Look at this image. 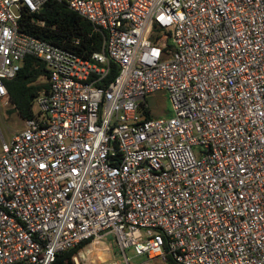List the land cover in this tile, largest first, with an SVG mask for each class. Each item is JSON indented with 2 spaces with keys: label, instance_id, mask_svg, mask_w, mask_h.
<instances>
[{
  "label": "built area",
  "instance_id": "obj_1",
  "mask_svg": "<svg viewBox=\"0 0 264 264\" xmlns=\"http://www.w3.org/2000/svg\"><path fill=\"white\" fill-rule=\"evenodd\" d=\"M47 1L0 0V101L49 71L1 135L0 264L109 235L107 264H264V0H57L103 35L88 59L21 30ZM158 92L173 116L147 119Z\"/></svg>",
  "mask_w": 264,
  "mask_h": 264
},
{
  "label": "trees",
  "instance_id": "obj_2",
  "mask_svg": "<svg viewBox=\"0 0 264 264\" xmlns=\"http://www.w3.org/2000/svg\"><path fill=\"white\" fill-rule=\"evenodd\" d=\"M32 20L36 22L32 23ZM38 22H44V26L37 24ZM20 26L23 32L77 54L83 59L102 51L103 35L96 32L89 21L70 10L66 3L57 0H48L39 13L24 15ZM117 74L118 68L113 66L110 79ZM48 79L49 71L45 64L28 57L18 75L12 80L5 81L9 101L14 112L23 121L34 118V101L41 93L49 90ZM144 114L147 119L151 118L148 110H145ZM89 244L91 241H86L70 251L59 254L55 264H75L74 258Z\"/></svg>",
  "mask_w": 264,
  "mask_h": 264
},
{
  "label": "rangeland",
  "instance_id": "obj_3",
  "mask_svg": "<svg viewBox=\"0 0 264 264\" xmlns=\"http://www.w3.org/2000/svg\"><path fill=\"white\" fill-rule=\"evenodd\" d=\"M147 105L153 119H168L173 116V106L168 95L164 92L151 94L147 97ZM26 125L18 114L14 112L13 105L9 99L0 101V142L2 137L6 141L25 130ZM2 135V137H1ZM110 248L112 252H108ZM117 250V245L113 235L107 236L99 244L91 243L82 249L74 258L78 259L79 264H107L108 259L116 258L112 253ZM128 256L134 257L133 250L127 251ZM142 258L134 259V263L139 262Z\"/></svg>",
  "mask_w": 264,
  "mask_h": 264
}]
</instances>
